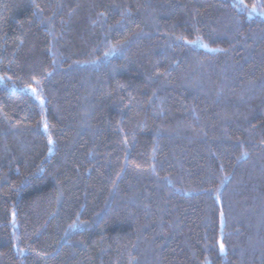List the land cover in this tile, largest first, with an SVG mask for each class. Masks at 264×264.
I'll use <instances>...</instances> for the list:
<instances>
[{"label":"trees","instance_id":"trees-1","mask_svg":"<svg viewBox=\"0 0 264 264\" xmlns=\"http://www.w3.org/2000/svg\"><path fill=\"white\" fill-rule=\"evenodd\" d=\"M0 264H264V0H0Z\"/></svg>","mask_w":264,"mask_h":264},{"label":"snow or ice","instance_id":"snow-or-ice-1","mask_svg":"<svg viewBox=\"0 0 264 264\" xmlns=\"http://www.w3.org/2000/svg\"><path fill=\"white\" fill-rule=\"evenodd\" d=\"M33 91H35V89H33ZM49 142L51 143V140ZM220 250H221V252L224 251V245L223 244L220 245Z\"/></svg>","mask_w":264,"mask_h":264}]
</instances>
